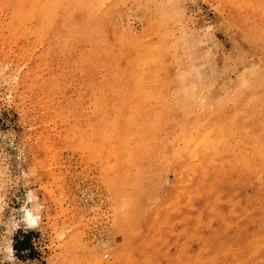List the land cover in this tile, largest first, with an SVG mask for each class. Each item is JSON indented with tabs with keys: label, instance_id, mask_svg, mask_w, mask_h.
Listing matches in <instances>:
<instances>
[{
	"label": "rangeland",
	"instance_id": "1",
	"mask_svg": "<svg viewBox=\"0 0 264 264\" xmlns=\"http://www.w3.org/2000/svg\"><path fill=\"white\" fill-rule=\"evenodd\" d=\"M4 133L15 264H264V0H0Z\"/></svg>",
	"mask_w": 264,
	"mask_h": 264
},
{
	"label": "clouds",
	"instance_id": "2",
	"mask_svg": "<svg viewBox=\"0 0 264 264\" xmlns=\"http://www.w3.org/2000/svg\"><path fill=\"white\" fill-rule=\"evenodd\" d=\"M7 142V145L13 147L18 152L17 160L23 161V152L15 146V139L9 138L7 134L0 135V144ZM30 171L21 170L20 175L15 178V181L12 180L11 177H6L4 170L0 169V192H3L9 184L15 183L20 184L21 187L25 189L24 199L21 203V207L19 208V217H10L11 220L14 221L10 225L11 231L16 232L17 229L23 225L25 230L28 229H36L38 223L41 219L38 213L33 212L32 208L29 207L33 201L37 200L35 193L29 189L28 187V178L30 176ZM20 177H23L24 183H20ZM3 206H6L4 203V197L0 196V211H3ZM42 207V206H41ZM9 231V225H5V232ZM16 255L13 249V244L11 241L3 242L0 240V264H15Z\"/></svg>",
	"mask_w": 264,
	"mask_h": 264
},
{
	"label": "trees",
	"instance_id": "3",
	"mask_svg": "<svg viewBox=\"0 0 264 264\" xmlns=\"http://www.w3.org/2000/svg\"><path fill=\"white\" fill-rule=\"evenodd\" d=\"M33 232L20 231L14 238L13 249L18 259H35V248L33 246Z\"/></svg>",
	"mask_w": 264,
	"mask_h": 264
},
{
	"label": "bare ground",
	"instance_id": "4",
	"mask_svg": "<svg viewBox=\"0 0 264 264\" xmlns=\"http://www.w3.org/2000/svg\"><path fill=\"white\" fill-rule=\"evenodd\" d=\"M103 262L102 261H100V259L98 260V264H102Z\"/></svg>",
	"mask_w": 264,
	"mask_h": 264
}]
</instances>
